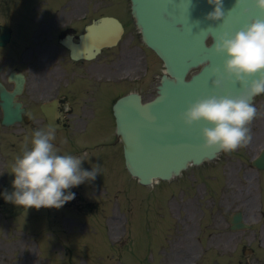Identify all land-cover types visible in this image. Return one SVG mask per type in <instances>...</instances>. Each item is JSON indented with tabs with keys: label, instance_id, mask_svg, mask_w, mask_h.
I'll return each instance as SVG.
<instances>
[{
	"label": "rangeland",
	"instance_id": "374dc122",
	"mask_svg": "<svg viewBox=\"0 0 264 264\" xmlns=\"http://www.w3.org/2000/svg\"><path fill=\"white\" fill-rule=\"evenodd\" d=\"M105 13L119 14L128 26L118 50L141 45L131 26L129 0H22L0 6V19H91ZM137 49L152 64L145 73L144 60H136L141 64L138 75L146 76L143 86L132 84L136 81L108 84L118 98L141 89L150 99L165 70L154 53ZM253 103L263 114L252 121V140L246 147L191 166L169 183L139 185L123 165L120 142L119 149L81 156L85 170L101 164L102 174L71 188L73 200L46 214L21 206L0 214V264H243V245L254 249L251 264H264V170L251 165L264 146V95ZM98 126L90 127L84 136L92 137L84 138L85 143L75 141L82 155L87 154L85 145L112 135L113 129L101 134ZM56 137L61 154L69 151L58 143V133ZM240 189L242 197H251L248 204ZM88 200L94 207L86 210L82 205ZM237 210L251 229H229L227 217Z\"/></svg>",
	"mask_w": 264,
	"mask_h": 264
},
{
	"label": "clouds",
	"instance_id": "9594fccd",
	"mask_svg": "<svg viewBox=\"0 0 264 264\" xmlns=\"http://www.w3.org/2000/svg\"><path fill=\"white\" fill-rule=\"evenodd\" d=\"M207 3L214 8L205 19L223 20L222 0ZM253 4L264 11V0H253ZM247 13L248 9H244ZM212 51L222 61L221 67L211 69L214 91L189 102L177 119L187 129L202 125L198 133L201 150L231 153L251 142L250 125L258 115L252 101L264 95V17L251 19L237 30L219 33ZM226 83L240 85L239 90L224 93ZM56 138L53 127L34 130L30 140L25 137L21 153L10 165L14 190L3 193L6 202L26 209H59L75 198L71 188L102 174L101 164H94L89 171L82 167L84 160L79 156L61 154L54 144Z\"/></svg>",
	"mask_w": 264,
	"mask_h": 264
},
{
	"label": "water",
	"instance_id": "95a60500",
	"mask_svg": "<svg viewBox=\"0 0 264 264\" xmlns=\"http://www.w3.org/2000/svg\"><path fill=\"white\" fill-rule=\"evenodd\" d=\"M195 2L133 0V15L142 27L144 38L164 59L168 71L162 77L158 87L159 97L155 102L142 104L139 95L130 94L115 105L118 135L124 143L126 165L143 183H151L156 177L169 179L178 175L190 161L199 164L214 158L219 152L215 149L201 150L198 133L202 125L187 129L177 119L189 102L214 91L210 73L221 60L203 41L218 25L212 22L213 28H210L209 20H191L192 13L187 7L194 8ZM222 3L225 5L224 0ZM223 11L227 12L226 9ZM218 32H214L215 37ZM203 62L208 63L202 72L187 82V71ZM2 96L5 111L9 113L10 94L3 90ZM12 119L8 115L5 122ZM253 163L264 168V151ZM232 221L234 228L245 226L240 214Z\"/></svg>",
	"mask_w": 264,
	"mask_h": 264
},
{
	"label": "flooded vegetation",
	"instance_id": "af4514ba",
	"mask_svg": "<svg viewBox=\"0 0 264 264\" xmlns=\"http://www.w3.org/2000/svg\"><path fill=\"white\" fill-rule=\"evenodd\" d=\"M14 1L0 0V5ZM94 20L0 19V31L2 27L10 31V40L0 46V82L13 90L15 82L11 75L25 76L24 90L17 98L25 107L21 120L5 127L0 103V214L17 212L20 208L6 202L3 193L14 190L9 166L21 153L25 137L30 140L34 130L51 127L39 110L40 98L58 99L62 104L65 133L87 130V120L103 118L107 120L104 130L111 129L116 94L103 78L113 76L120 68L131 67L132 48L127 46L121 51L117 46L104 48L93 59L86 60L73 59L71 51L62 43V39L78 42L86 26ZM99 124L101 130L102 121Z\"/></svg>",
	"mask_w": 264,
	"mask_h": 264
},
{
	"label": "bare ground",
	"instance_id": "6f19581e",
	"mask_svg": "<svg viewBox=\"0 0 264 264\" xmlns=\"http://www.w3.org/2000/svg\"><path fill=\"white\" fill-rule=\"evenodd\" d=\"M99 36H100V34H99ZM107 35H106V33L105 32H103L102 33V37H106ZM109 36H110V34H109ZM136 61L135 60H133V62L131 63V69L132 70H134L135 69V65H136ZM259 114H263V112L262 111H260V112H258ZM228 170L226 171V175L228 176V177H230L231 176V168L230 167H226ZM232 193H233V191H232ZM239 193H240V197L241 198H244L245 199V201H244V203H246V204H248L249 203V201H250V198L248 197V194H246V195H244V197H242L241 195H242V190L240 189L239 190Z\"/></svg>",
	"mask_w": 264,
	"mask_h": 264
}]
</instances>
